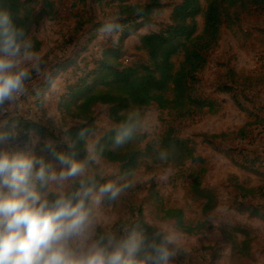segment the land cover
Segmentation results:
<instances>
[{
    "label": "rangeland",
    "instance_id": "374dc122",
    "mask_svg": "<svg viewBox=\"0 0 264 264\" xmlns=\"http://www.w3.org/2000/svg\"><path fill=\"white\" fill-rule=\"evenodd\" d=\"M147 2L148 0H132L130 5H145ZM201 2L205 8L207 0ZM38 3L44 4L42 0H38ZM49 3L53 8H48L47 15L41 17L43 20L32 27L30 36L32 40L39 36L42 44L40 54L42 58L46 54L44 59L51 58V61L64 58V52H72L73 46L65 45L73 35L81 33L75 32L79 24L90 19L103 23L107 17L120 12L116 5L107 6L101 0H85V4H78L73 0H49ZM178 3L179 0H160L161 8L150 15L147 25L142 26L135 35L123 39L119 47L128 63L144 56V52L140 50V37L171 24L172 7ZM33 9L39 12L37 4ZM48 12L51 13L50 16ZM46 22H50L52 30L43 33ZM197 23L198 34H201L202 16L197 19ZM89 27L92 24L86 25L83 31L85 29L87 32ZM239 27L232 30L224 28L221 42L211 53L209 66L202 76L205 93L219 101L220 111L217 115H204L194 121L177 123L173 115L161 112L156 105L140 111L148 124V130L140 132L145 138L143 147L157 140L165 127L174 123L180 138L193 142L197 157L204 163H186L181 168L147 163L130 179L126 178L134 182L132 188L118 200L104 203L97 229L107 231L120 222H134L139 214L149 225L175 228V222L166 219L164 211L178 210L182 211L185 227L198 229L197 233L189 235L182 234L175 228L181 235L183 244L177 264H264V222L239 212L241 204H247L246 208L264 207V37L259 35L258 39L251 32L264 28V11L245 14L242 26ZM99 34V30L96 31L95 35ZM82 36L78 41L81 47L87 43V39L83 40ZM118 36L106 40L101 34L99 40L107 43L112 41L116 46ZM89 50L92 52L82 55L76 64L83 66L82 59L95 55L99 48L96 46ZM180 60L181 58L175 60L176 66ZM234 68H238V72ZM71 72L74 70L71 69L69 73ZM251 74L253 76L249 77ZM230 76H235L240 81L234 82L233 87L239 88L238 96L245 92L249 97L247 101L242 96L239 97L241 107L235 105L232 96L216 92L219 86L226 84ZM246 79L252 81L245 83ZM61 80L55 83V88H51L45 104L42 101L44 99L30 96L31 82L41 81V77L35 73L28 83V93L16 105H12L10 110L35 122H42L39 118L46 116L57 131H65L63 127H73L74 124L57 111L59 99L56 95L64 88V79ZM225 101L227 106L224 105ZM108 109L99 106L94 110L96 137L101 138L106 131L115 127L108 119ZM39 142L37 140L34 144L32 152L35 153ZM42 149L41 147L40 150ZM242 155L259 158L257 169L254 168L257 174L255 171L241 170L233 163V160L244 159ZM53 163L60 166L55 161ZM103 171L102 183L120 175V166L103 160ZM195 185L203 196L197 194ZM247 192L253 194L249 195Z\"/></svg>",
    "mask_w": 264,
    "mask_h": 264
},
{
    "label": "trees",
    "instance_id": "16d2710c",
    "mask_svg": "<svg viewBox=\"0 0 264 264\" xmlns=\"http://www.w3.org/2000/svg\"><path fill=\"white\" fill-rule=\"evenodd\" d=\"M73 1L85 4V0ZM101 1L106 2L107 6L116 5L117 10L120 11V23L124 28L117 34L119 35L118 45L115 46L112 41L108 43L100 41L101 34L96 36L95 33L103 23H96L90 19L79 24L75 32L81 33L73 35L66 43L65 47L73 46L72 52H69L70 54L64 52V58L54 61H51V58L44 59L45 55L43 57L44 75H39L41 81H29L31 82L29 86L32 91L31 98L44 99L42 101L45 102L46 97L51 93L52 84L61 82L63 78L64 88L57 95L59 100L56 107L57 111L74 126L67 131H57L46 116L42 117V122H35L13 112L9 106L7 117L9 125L15 122L21 129L17 139L11 142L13 146H16L14 151L33 150L34 144L31 141L35 137L38 142L40 141L35 148V154L46 161H55L48 147L49 142L58 152H71L69 144H72L77 150L75 159H84L86 150L83 146L84 141L79 138V133L84 128L93 129L96 132L93 116L94 110L99 106L109 108L108 119L115 126L99 138L100 143L106 146L112 144L114 129L133 110L141 111L156 105L161 112L173 115L175 122L194 121L204 115H217L220 111L219 101L213 100L205 93L202 83V76L209 66L210 55L218 48L225 27L232 30L242 26L245 14L254 12L259 14L264 11V0H207L205 8L202 7L201 0H179L180 3L172 7L171 24L140 37V50L144 52V56L128 63V59L119 47L120 44L123 39L135 35L142 26L147 25L150 15L161 8L160 0H148L145 5H130L132 0ZM42 2L44 4L38 3V0H0V8H7L15 16L20 17L17 23L25 26L31 35L32 27L43 20L41 17L47 15L48 8H53L49 0H42ZM36 4L39 8L38 13L33 9ZM50 15L51 13L48 12V16ZM200 16L203 17V30L201 34H198L197 19ZM91 24L92 27H89L87 32L85 29L83 31L86 25ZM260 32L264 35V29ZM81 36L83 40L87 39V43L82 47L81 43L78 44ZM33 42L34 50L39 52L38 39L34 38ZM96 46L99 50L86 60L83 58V66L76 64L82 55L92 52L89 48L94 49ZM177 58H181L178 66L175 63ZM71 69L74 72L69 73ZM251 81L246 79L245 83ZM234 82L240 81L234 76L231 80L228 79L226 84L219 86L216 92L220 95L232 96L235 105L241 107L239 97L242 96V99L246 101L249 97L245 95V92L238 96L239 88H233ZM144 140L145 138L137 133L121 148L115 151L106 149L104 161L119 165L120 175L128 179L147 163L176 168H181L186 163H204L197 157L193 142L180 138L174 123L167 125L157 140L143 147ZM42 143L44 144L41 146ZM41 147L42 150H40ZM161 149L171 153L167 161L158 159V151ZM242 156L244 159L235 162L232 158L233 163L241 170L255 171L259 158H252V155ZM256 171L254 173L257 174ZM194 188L198 195L203 196L197 185ZM247 194L253 193L247 192ZM246 205L241 204L240 213L248 214L264 222V207L246 208ZM164 214L166 219L175 222V228L182 234L197 233L198 227L191 229L184 226L182 211L165 210ZM134 219V222H120L110 230H122L136 223L145 227L151 226L149 231L157 228L145 223L140 214ZM97 231L106 230L98 228Z\"/></svg>",
    "mask_w": 264,
    "mask_h": 264
},
{
    "label": "clouds",
    "instance_id": "9594fccd",
    "mask_svg": "<svg viewBox=\"0 0 264 264\" xmlns=\"http://www.w3.org/2000/svg\"><path fill=\"white\" fill-rule=\"evenodd\" d=\"M19 18L0 8V264H177L183 244L174 227L149 231L151 226L136 223L97 231L104 203L118 200L134 186L124 175L101 181L106 149L115 151L148 130L139 110L114 129L110 146L101 144L93 129H82V160L75 159L74 145L69 144L71 152H58L49 142L59 167L34 152L11 148L21 129L15 122L9 125V106L28 93L33 73L44 75L45 66ZM123 28L117 13L104 20L99 32L107 40ZM170 155L158 151L161 161Z\"/></svg>",
    "mask_w": 264,
    "mask_h": 264
},
{
    "label": "crops",
    "instance_id": "0c3cea01",
    "mask_svg": "<svg viewBox=\"0 0 264 264\" xmlns=\"http://www.w3.org/2000/svg\"><path fill=\"white\" fill-rule=\"evenodd\" d=\"M47 24H45L44 25V27H45V31H43V33H45V32H47V31H49L50 32V30H52V28L50 27V22H46ZM264 29V28H263ZM263 29H261V30H263ZM253 34H256V37L259 39L260 38V36H263L264 37V35L260 32V30H258V32H257V30H253V31H251ZM260 35V36H259ZM37 39H38V41H39V43H40V51H39V53H41V51H42V44H41V41H40V39H39V36L37 37ZM46 55V54H45ZM236 69H238V68H234V70H236ZM240 69V68H239ZM252 69V68H251ZM254 71V70H253ZM236 72H238V70H236ZM256 72V71H255ZM248 75L249 74H247L246 75V77H248ZM253 76V74H251V76H249V77H252ZM224 77V76H223ZM228 79L229 80H231V76L230 77H228ZM60 82V81H59ZM227 82H228V80H227ZM58 95V94H57ZM56 95V96H57ZM222 97V96H221ZM57 99H58V97H56ZM31 99V98H30ZM220 101H222V99L220 100ZM31 102H32V100H31ZM46 102H47V100L45 99V104H46ZM222 104H223V101H222ZM224 105L225 106H227L226 105V101L224 102ZM57 106V105H56ZM13 112H15V111H13ZM51 112V111H50ZM53 112V111H52ZM39 120H41V118H39ZM11 146V148L13 149V150H16V146L15 147H13V145L11 144L10 145Z\"/></svg>",
    "mask_w": 264,
    "mask_h": 264
}]
</instances>
